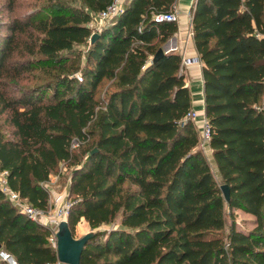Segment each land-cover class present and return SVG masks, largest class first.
Instances as JSON below:
<instances>
[{
	"label": "trees",
	"instance_id": "16d2710c",
	"mask_svg": "<svg viewBox=\"0 0 264 264\" xmlns=\"http://www.w3.org/2000/svg\"><path fill=\"white\" fill-rule=\"evenodd\" d=\"M110 2L47 0L19 17L17 0H1L0 119L10 132L0 124V171L9 187L47 211L45 183L61 162L73 167L67 221L74 236L81 220L93 232L81 264H264V0L193 8L216 168L188 115L181 54L154 60L177 32L154 16L175 0H129L94 32L93 15ZM36 69L48 74L40 85L7 86ZM237 210L252 227L238 229ZM51 235L0 189V250L17 264H58Z\"/></svg>",
	"mask_w": 264,
	"mask_h": 264
},
{
	"label": "built area",
	"instance_id": "2783aa9c",
	"mask_svg": "<svg viewBox=\"0 0 264 264\" xmlns=\"http://www.w3.org/2000/svg\"><path fill=\"white\" fill-rule=\"evenodd\" d=\"M129 0H111V2L107 5V7L102 10L101 12L93 15L89 27L91 28V25L93 23H97V29L96 31H99L104 25L111 22L116 16H118L125 7V4ZM155 22H177L178 16L175 11H170L167 13H158L154 16ZM94 31V32H96ZM189 35H193L192 27H190ZM198 57H186L185 55L182 56V65L184 66L188 65L192 62H197ZM79 80L81 79V76H77ZM260 109L264 112V96L262 99V102L260 104ZM189 117L195 121L198 117V114L192 110L189 114ZM202 146L205 143H208L210 140V131L208 126V121L205 116L204 121L202 123ZM79 146V142L77 140H73L72 147L76 148ZM7 172L0 171V189L3 191V193L7 196V198L18 208L20 212H22L24 215H26L31 220H34L36 222H39L42 225L47 226L50 230L52 235L55 234L58 231V227L60 223L64 220L68 219L69 210L71 208V202L68 200H60L56 199L55 205L53 207L49 206L47 211H44L43 209L36 208L33 205H31L27 200L23 199L20 194L13 189H11L7 183L6 178ZM51 235V236H52ZM50 241H52V238L50 237ZM56 247V243L55 246ZM0 258L4 261H6L8 264H17L15 259L7 252L0 250ZM60 264V263H58Z\"/></svg>",
	"mask_w": 264,
	"mask_h": 264
},
{
	"label": "rangeland",
	"instance_id": "374dc122",
	"mask_svg": "<svg viewBox=\"0 0 264 264\" xmlns=\"http://www.w3.org/2000/svg\"><path fill=\"white\" fill-rule=\"evenodd\" d=\"M1 3V0H0ZM47 0H17V7L13 13L14 16H24L26 14L32 13L37 11V9H39L42 5L46 4ZM1 21V20H0ZM90 25V24H89ZM97 23H93L91 25V29L93 31H96L97 29ZM79 49V48H77ZM20 54L21 52H18L13 56H10V58L8 60L12 61L13 59L18 60L20 58ZM80 64H83V57L80 60ZM46 69H36L31 71L28 74H23L24 78H19L18 82L13 83L12 81H7V86H9V88L11 90H15V89H25V88H29L32 86H38L40 85L43 81H46L48 74L45 73ZM80 75V72H76V77ZM34 77H38L34 78ZM78 79V77H77ZM79 80V79H78ZM6 83V81H5ZM107 86H101V92L103 93V91L105 90ZM99 95V94H98ZM47 96H49V94H47ZM5 116H3L0 119V124L2 125L3 130L8 134L10 132V128L4 124V120ZM73 167H69L68 163L65 162H61L58 166V169L53 172V174L50 176V179L45 183V186L47 187L48 193H49V205L51 207H53L55 205L56 199L60 200H68L72 203V201L68 198V186H69V179H70V171ZM235 215H236V222H237V226L238 229L241 230H246L250 227H252L251 225V217L250 215L247 213L245 214L244 212L237 210L235 211ZM230 223V217L227 215L226 217V229H225V234L228 232V226ZM114 225L117 227L118 226V221H116L114 223ZM114 225L110 224L108 226H105L107 228H112ZM79 227L75 230V235L79 236L81 233L83 234L88 228L85 227V225H78ZM91 231V230H90ZM83 235H81L80 237H82ZM78 237V238H80ZM52 241L51 243L53 244V246H55L56 243V238H55V234H53L51 236Z\"/></svg>",
	"mask_w": 264,
	"mask_h": 264
},
{
	"label": "crops",
	"instance_id": "0c3cea01",
	"mask_svg": "<svg viewBox=\"0 0 264 264\" xmlns=\"http://www.w3.org/2000/svg\"><path fill=\"white\" fill-rule=\"evenodd\" d=\"M128 3L129 2H127L126 4ZM195 3L196 0H175V3L173 5V11H175L178 16V20L176 22L177 32L167 40L163 47L167 44L170 50L179 52L181 56L185 55L186 57L192 58L198 57L197 62H192L184 66L183 73L185 74L186 85L188 86L191 93L192 110H194L198 114V117L196 118L194 123L197 131L202 136V123L205 118L204 88L202 75L203 63L200 60L199 54L196 50L193 35H189L190 27H192V12ZM203 148L207 159L209 160L213 168H216V163L213 158L209 142L205 143L203 145ZM79 224L81 225V227L82 225H85V227H87L88 229L83 234L81 233L79 236L75 235L76 238L90 232V228L87 226L84 220H81ZM78 225L76 229L79 227Z\"/></svg>",
	"mask_w": 264,
	"mask_h": 264
},
{
	"label": "water",
	"instance_id": "95a60500",
	"mask_svg": "<svg viewBox=\"0 0 264 264\" xmlns=\"http://www.w3.org/2000/svg\"><path fill=\"white\" fill-rule=\"evenodd\" d=\"M98 34H93L92 40L94 41L97 38ZM171 51L167 44L158 50L155 55L154 60L159 59L166 53ZM221 190L223 196L227 202L230 200L229 188L227 185H222ZM93 232H88L80 238H76L70 227L67 220H64L60 223L58 231L56 233V250L58 263L60 264H81V256L84 250L85 245L88 240L92 237ZM1 249V245H0Z\"/></svg>",
	"mask_w": 264,
	"mask_h": 264
}]
</instances>
